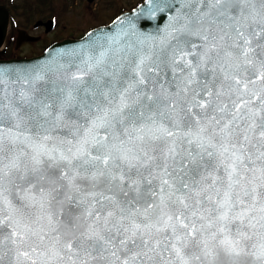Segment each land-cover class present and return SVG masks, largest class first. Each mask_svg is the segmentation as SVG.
<instances>
[{
	"label": "snow or ice",
	"instance_id": "1",
	"mask_svg": "<svg viewBox=\"0 0 264 264\" xmlns=\"http://www.w3.org/2000/svg\"><path fill=\"white\" fill-rule=\"evenodd\" d=\"M113 23L0 64V264H264V0Z\"/></svg>",
	"mask_w": 264,
	"mask_h": 264
},
{
	"label": "rangeland",
	"instance_id": "2",
	"mask_svg": "<svg viewBox=\"0 0 264 264\" xmlns=\"http://www.w3.org/2000/svg\"><path fill=\"white\" fill-rule=\"evenodd\" d=\"M139 1L94 0L91 3L87 0L3 1L11 10V23L4 48L10 57L32 56L53 41L83 35L89 28L110 20L123 5L130 8ZM112 3L115 6L109 8L108 5ZM37 13L41 15H36ZM36 16L53 18L54 28L50 32H45L43 27L35 28ZM24 32L36 36L37 40L19 42Z\"/></svg>",
	"mask_w": 264,
	"mask_h": 264
},
{
	"label": "water",
	"instance_id": "3",
	"mask_svg": "<svg viewBox=\"0 0 264 264\" xmlns=\"http://www.w3.org/2000/svg\"><path fill=\"white\" fill-rule=\"evenodd\" d=\"M92 1V0H89ZM147 3V0L142 1L140 4H138L136 7L129 11H125L118 15L115 19H113L110 23L106 25L98 26L88 32H91L93 30H97L99 32L107 31L109 27L117 28L119 25L114 24V21H117V18L120 20H125L132 18L135 16V14H138L141 10V7ZM8 24H9V12L7 8L0 4V48L3 46L7 30H8ZM40 22H37L36 25H39ZM46 26V31H49L53 27V21L48 20L44 23ZM149 32L153 31V28L148 29ZM28 40H34L35 37L27 35L25 36ZM87 39L86 35H84L81 38H65L63 40L54 42L49 47H47L42 53L30 56V57H16V58H9V59H0V64H3L5 66L9 67H26L31 66L34 63H43L45 62L41 58H51L56 56L57 53L64 52L73 48L80 47V44Z\"/></svg>",
	"mask_w": 264,
	"mask_h": 264
},
{
	"label": "flooded vegetation",
	"instance_id": "4",
	"mask_svg": "<svg viewBox=\"0 0 264 264\" xmlns=\"http://www.w3.org/2000/svg\"><path fill=\"white\" fill-rule=\"evenodd\" d=\"M3 1H6V0H0V2L4 4ZM93 1H94V0H93ZM93 1H92V2H93ZM90 3H91V2H90ZM136 4H137V3H136ZM4 5H5V4H4ZM113 6H115L113 3L110 4V5H108L109 8H112ZM7 8H8V7H7ZM130 8H131V7H130ZM130 8H127L126 5H125V6L123 5V6L121 7V9H120L118 12H116V14H114V15L111 17V19H113V18H114L115 16H117L119 13H121V12L127 10V9H130ZM8 9H9V8H8ZM9 12H10V14H11V10H10V9H9ZM22 15H25V14L22 13ZM36 15H41V14L37 13ZM34 18H37L36 21L50 19V18H47V17H45V16H36V17H34ZM111 19H110V20H111ZM110 20H108V21H110ZM108 21H107V22H108ZM107 22H104V23H102V24H106ZM98 25H99V24H98ZM34 27H35V28H42V27H43V28L45 29V27H44L43 25H38V26L35 25ZM23 34H24V35H22V37H21L22 40L25 39V34H26V32H24ZM5 55H6V54H4V53H3V54H0V57H4Z\"/></svg>",
	"mask_w": 264,
	"mask_h": 264
}]
</instances>
